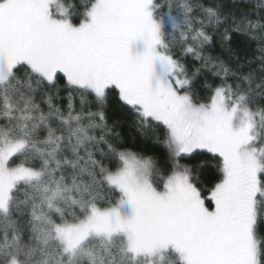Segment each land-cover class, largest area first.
Returning <instances> with one entry per match:
<instances>
[{
  "label": "snow or ice",
  "instance_id": "obj_1",
  "mask_svg": "<svg viewBox=\"0 0 264 264\" xmlns=\"http://www.w3.org/2000/svg\"><path fill=\"white\" fill-rule=\"evenodd\" d=\"M0 264H264V0H0Z\"/></svg>",
  "mask_w": 264,
  "mask_h": 264
}]
</instances>
